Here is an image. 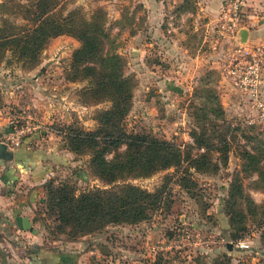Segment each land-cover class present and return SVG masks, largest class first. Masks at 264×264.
Returning <instances> with one entry per match:
<instances>
[{
    "label": "rangeland",
    "instance_id": "374dc122",
    "mask_svg": "<svg viewBox=\"0 0 264 264\" xmlns=\"http://www.w3.org/2000/svg\"><path fill=\"white\" fill-rule=\"evenodd\" d=\"M37 1L0 0V119L11 124V133L24 131L21 146L34 138L33 149L58 152L67 166L49 163L53 172L29 210L37 235L0 233V264L4 256L16 264H264V125L249 124L253 103L226 77L233 45L219 38V20L206 27V0H48L57 19L104 30L105 52L120 58L118 70L131 91L126 130L182 152L180 168L112 185L94 171L91 151L71 148L70 136L96 132L113 106L97 79L74 69L80 41L68 35L38 41L30 56L14 44L36 27ZM222 49L226 53L215 59L213 52ZM189 155H208L212 165L194 168ZM248 156L259 163L250 165ZM124 184L162 191L160 207L147 219L95 224L86 234L58 227L49 200L63 186L79 197ZM19 243L47 254L30 257Z\"/></svg>",
    "mask_w": 264,
    "mask_h": 264
},
{
    "label": "trees",
    "instance_id": "16d2710c",
    "mask_svg": "<svg viewBox=\"0 0 264 264\" xmlns=\"http://www.w3.org/2000/svg\"><path fill=\"white\" fill-rule=\"evenodd\" d=\"M52 12L53 6L48 0H38L33 19L36 27L24 39L15 40L16 47L23 55L30 56L38 41L44 43L64 35L76 38L81 47L74 53V69L86 78L97 79L96 88L101 93H107L113 103L112 109L101 116V127L96 132L78 130L70 136L74 146L71 148L76 152L91 151L94 171L109 185L128 176H147L160 170L180 168L183 156L174 143L143 133H130L124 127V120L130 111L131 91L126 86L128 79L118 70L120 58L105 52L104 30L85 20L78 23L72 18L57 19ZM197 144L202 146L201 141ZM124 147L125 152L120 153ZM111 153L115 156L108 159ZM186 158L194 168L207 169L212 165L208 155L200 158L189 155ZM258 159V156H248L250 165L258 164ZM162 201V191L150 194L132 185H118L112 190L88 192L79 197L71 186L66 185L50 197L49 206L61 230L72 227L77 233L86 234L91 233L95 224L104 227L147 219L148 213L157 210ZM27 254L42 257L47 253L37 246L36 250L29 248ZM2 264L16 263L4 257Z\"/></svg>",
    "mask_w": 264,
    "mask_h": 264
},
{
    "label": "crops",
    "instance_id": "0c3cea01",
    "mask_svg": "<svg viewBox=\"0 0 264 264\" xmlns=\"http://www.w3.org/2000/svg\"><path fill=\"white\" fill-rule=\"evenodd\" d=\"M223 1L227 0L205 1L206 5L205 8H202V12L204 11L202 17L209 18L208 22H206V27L213 26V23L215 24L219 20L220 7ZM243 12L244 20L242 30L248 32L247 43L259 44L264 42V0H250L246 4ZM223 53H226V50L222 49L218 53L213 52V55L218 60L219 58L221 59L220 54ZM205 55L206 53H203L202 60H205ZM215 64L218 67L221 62L217 61ZM3 120L0 119V143L4 136L11 133L12 127L6 121L3 123ZM33 139H27L20 148H11L6 144L8 150L5 154L11 155V158H0V233H4L10 239L14 238L13 234H11L14 231L18 235L21 232L24 237L29 233L37 235L25 228L19 230L18 220H27L34 228L33 219L30 217L29 210L40 196L41 182L48 174L53 172V167L49 163L67 166V163L64 164L60 161L61 158L58 152L33 149L30 146V144L36 141V139ZM34 230L37 231L35 228ZM18 245L26 249L28 248L23 243H19Z\"/></svg>",
    "mask_w": 264,
    "mask_h": 264
},
{
    "label": "built area",
    "instance_id": "2783aa9c",
    "mask_svg": "<svg viewBox=\"0 0 264 264\" xmlns=\"http://www.w3.org/2000/svg\"><path fill=\"white\" fill-rule=\"evenodd\" d=\"M250 0H228L220 11L217 26L219 38L233 45L232 52L225 65L226 77L233 88L253 103L255 118L250 125H264V42L259 44H241L239 33L243 28V10ZM24 131L16 130L4 138L11 148H19Z\"/></svg>",
    "mask_w": 264,
    "mask_h": 264
},
{
    "label": "water",
    "instance_id": "95a60500",
    "mask_svg": "<svg viewBox=\"0 0 264 264\" xmlns=\"http://www.w3.org/2000/svg\"><path fill=\"white\" fill-rule=\"evenodd\" d=\"M247 37H248V32L246 30H241L239 33V37H238V42L241 44H246L247 43ZM8 150V146L5 143H0V158H11V155H6V151ZM18 223L20 226H22V228H25L26 230L37 234V231L34 230V228L30 225V222H28L27 220H22L19 219ZM23 224V225H21ZM228 249L231 251L233 250V244L232 243H228L227 244Z\"/></svg>",
    "mask_w": 264,
    "mask_h": 264
}]
</instances>
